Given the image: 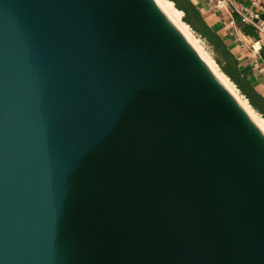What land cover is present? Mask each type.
<instances>
[{"label":"water","instance_id":"1","mask_svg":"<svg viewBox=\"0 0 264 264\" xmlns=\"http://www.w3.org/2000/svg\"><path fill=\"white\" fill-rule=\"evenodd\" d=\"M0 264H264V132L155 0H0Z\"/></svg>","mask_w":264,"mask_h":264},{"label":"crops","instance_id":"2","mask_svg":"<svg viewBox=\"0 0 264 264\" xmlns=\"http://www.w3.org/2000/svg\"><path fill=\"white\" fill-rule=\"evenodd\" d=\"M191 1L235 56L242 77L249 79L255 90L264 97V42H258L259 32L254 26L243 23L241 14L250 8L264 19V0H258V4H253L254 0Z\"/></svg>","mask_w":264,"mask_h":264},{"label":"trees","instance_id":"3","mask_svg":"<svg viewBox=\"0 0 264 264\" xmlns=\"http://www.w3.org/2000/svg\"><path fill=\"white\" fill-rule=\"evenodd\" d=\"M171 1L175 3L179 10L184 11V21L191 24L217 51L223 54L225 58L223 60L218 59L223 71L238 85L251 104L264 116V97L255 90L249 79L242 77L237 59L230 52L224 40L206 23L197 6L191 0Z\"/></svg>","mask_w":264,"mask_h":264},{"label":"bare ground","instance_id":"4","mask_svg":"<svg viewBox=\"0 0 264 264\" xmlns=\"http://www.w3.org/2000/svg\"><path fill=\"white\" fill-rule=\"evenodd\" d=\"M156 3L160 6V8L165 12L168 18L180 29V31L191 41V44L195 46L197 49V43L194 38H192V31L190 26L182 20L183 12L177 9L174 3L170 0H155ZM199 52L200 49H199ZM210 68L213 70L215 66L213 65L212 61L208 59L206 56L204 57ZM213 68H212V67ZM216 70V68H215ZM217 71V70H216ZM214 72V70H213ZM215 73V72H214ZM218 73V72H217ZM218 79L224 84V86L235 96V98L239 101L242 107L247 111L250 117L254 120V122L260 127V129L264 132V117L258 114L252 106L248 103L247 100L243 99L236 91L234 83L229 79V77L225 73H215Z\"/></svg>","mask_w":264,"mask_h":264},{"label":"rangeland","instance_id":"5","mask_svg":"<svg viewBox=\"0 0 264 264\" xmlns=\"http://www.w3.org/2000/svg\"><path fill=\"white\" fill-rule=\"evenodd\" d=\"M182 20L184 21V15H182ZM185 22V21H184ZM187 23V22H186ZM190 26V29L192 31V38L195 39L198 48L200 49L201 52H199V49H197L195 46V49L198 51V53L201 55V57L207 62V60L204 58L205 56L210 59L213 63V65L215 66V68H213L214 72L218 75V73H225L222 69V66L220 65V63L218 62V59L223 60L225 57L223 56V54L220 51H217L213 45H211V43L204 38L191 24L187 23ZM190 41V39H188ZM191 43V41H190ZM210 65V64H209ZM218 72V73H217ZM231 79V78H230ZM234 86L236 88L237 93L245 100L248 101V103L250 104V106H252V108L258 113L260 114L262 117L263 114H261L250 102V100L247 98V96L245 94H243L242 90L238 87V85L236 83H234Z\"/></svg>","mask_w":264,"mask_h":264},{"label":"built area","instance_id":"6","mask_svg":"<svg viewBox=\"0 0 264 264\" xmlns=\"http://www.w3.org/2000/svg\"><path fill=\"white\" fill-rule=\"evenodd\" d=\"M253 4H258V0H254ZM241 14L243 23L254 26L259 32L258 42H264V19H261L259 13L250 8L245 9ZM254 49H256V47H254Z\"/></svg>","mask_w":264,"mask_h":264}]
</instances>
